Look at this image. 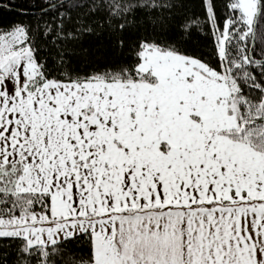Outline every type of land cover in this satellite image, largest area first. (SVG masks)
I'll return each mask as SVG.
<instances>
[{"label": "snow or ice", "instance_id": "1", "mask_svg": "<svg viewBox=\"0 0 264 264\" xmlns=\"http://www.w3.org/2000/svg\"><path fill=\"white\" fill-rule=\"evenodd\" d=\"M184 7L0 0V264H264V0Z\"/></svg>", "mask_w": 264, "mask_h": 264}, {"label": "trees", "instance_id": "2", "mask_svg": "<svg viewBox=\"0 0 264 264\" xmlns=\"http://www.w3.org/2000/svg\"><path fill=\"white\" fill-rule=\"evenodd\" d=\"M177 3H182L185 7L184 8H178L176 9V12L178 14H182L185 11L191 12L192 10H198L194 9V6L198 4V0H177ZM14 16L15 14H9ZM146 30V32H145ZM141 33L147 34V35H155L158 38H167L168 36H172L173 39H181L182 45L185 48H188L189 50L200 47L203 44V39L201 36L193 33L190 36H179L177 34L173 33H163L157 30L155 33H153L152 25L148 22H144L141 27ZM98 56L103 55V53H97ZM113 58L115 55H119V53L112 54Z\"/></svg>", "mask_w": 264, "mask_h": 264}]
</instances>
